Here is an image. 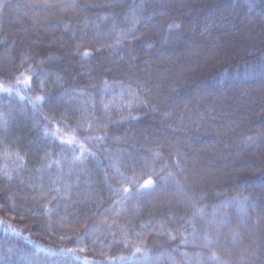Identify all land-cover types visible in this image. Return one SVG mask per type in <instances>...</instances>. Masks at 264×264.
Here are the masks:
<instances>
[{"label": "trees", "instance_id": "16d2710c", "mask_svg": "<svg viewBox=\"0 0 264 264\" xmlns=\"http://www.w3.org/2000/svg\"><path fill=\"white\" fill-rule=\"evenodd\" d=\"M0 264H264V0H0Z\"/></svg>", "mask_w": 264, "mask_h": 264}, {"label": "snow or ice", "instance_id": "6c2138e0", "mask_svg": "<svg viewBox=\"0 0 264 264\" xmlns=\"http://www.w3.org/2000/svg\"><path fill=\"white\" fill-rule=\"evenodd\" d=\"M4 90L7 91L8 89L5 88ZM37 100L38 101H42L43 100V97H37ZM73 142H74L73 139H70V140L67 141V143H70V144L73 143ZM81 148H83V145H81ZM153 184H154V181H152L151 179H149V180L145 181L144 187L147 188V187H149V186H151ZM123 191L128 192L129 189L125 188ZM137 251H139V249H137Z\"/></svg>", "mask_w": 264, "mask_h": 264}, {"label": "rangeland", "instance_id": "374dc122", "mask_svg": "<svg viewBox=\"0 0 264 264\" xmlns=\"http://www.w3.org/2000/svg\"><path fill=\"white\" fill-rule=\"evenodd\" d=\"M244 36H246V35H244ZM250 36L251 37L247 36L246 38H247V40H249L251 42L253 40V36L252 35H250ZM77 146L80 147V144H77Z\"/></svg>", "mask_w": 264, "mask_h": 264}]
</instances>
